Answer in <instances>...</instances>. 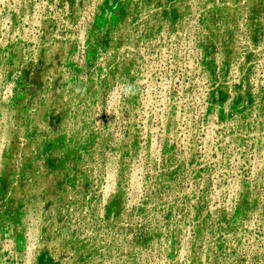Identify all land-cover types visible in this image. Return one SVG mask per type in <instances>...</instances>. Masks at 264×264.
<instances>
[{
    "label": "rangeland",
    "instance_id": "rangeland-1",
    "mask_svg": "<svg viewBox=\"0 0 264 264\" xmlns=\"http://www.w3.org/2000/svg\"><path fill=\"white\" fill-rule=\"evenodd\" d=\"M0 264H264V0H0Z\"/></svg>",
    "mask_w": 264,
    "mask_h": 264
}]
</instances>
